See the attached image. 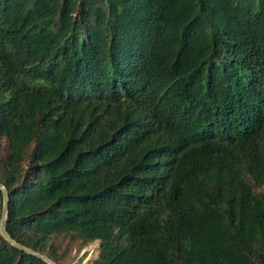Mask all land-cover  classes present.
<instances>
[{
  "label": "trees",
  "instance_id": "16d2710c",
  "mask_svg": "<svg viewBox=\"0 0 264 264\" xmlns=\"http://www.w3.org/2000/svg\"><path fill=\"white\" fill-rule=\"evenodd\" d=\"M0 185L56 264H264V0H0Z\"/></svg>",
  "mask_w": 264,
  "mask_h": 264
},
{
  "label": "water",
  "instance_id": "95a60500",
  "mask_svg": "<svg viewBox=\"0 0 264 264\" xmlns=\"http://www.w3.org/2000/svg\"><path fill=\"white\" fill-rule=\"evenodd\" d=\"M0 191L2 193V198H3V206H2V214H1V219H0V235L3 237L4 240H6L11 246H13L16 249H19L23 252H26L28 254H31L33 256H36L46 262L47 264H56L52 260H50L48 257L45 255H42L40 253L34 252L30 249H27L21 245H19L17 242H15L7 233L6 231V218L8 215V203H9V193L7 189L3 186L0 185ZM100 247V244H99Z\"/></svg>",
  "mask_w": 264,
  "mask_h": 264
},
{
  "label": "rangeland",
  "instance_id": "374dc122",
  "mask_svg": "<svg viewBox=\"0 0 264 264\" xmlns=\"http://www.w3.org/2000/svg\"><path fill=\"white\" fill-rule=\"evenodd\" d=\"M99 242H94L77 253L70 264H93L98 257Z\"/></svg>",
  "mask_w": 264,
  "mask_h": 264
}]
</instances>
